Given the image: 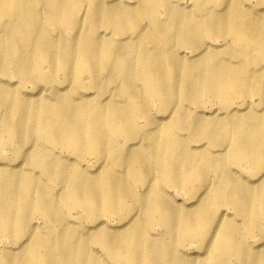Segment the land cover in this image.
Here are the masks:
<instances>
[{
    "label": "bare ground",
    "instance_id": "1",
    "mask_svg": "<svg viewBox=\"0 0 264 264\" xmlns=\"http://www.w3.org/2000/svg\"><path fill=\"white\" fill-rule=\"evenodd\" d=\"M248 2L0 0V264H264Z\"/></svg>",
    "mask_w": 264,
    "mask_h": 264
},
{
    "label": "rangeland",
    "instance_id": "2",
    "mask_svg": "<svg viewBox=\"0 0 264 264\" xmlns=\"http://www.w3.org/2000/svg\"><path fill=\"white\" fill-rule=\"evenodd\" d=\"M256 2H258V0H250V2H248V4H250L249 5V7H252V5H255V3ZM185 3H186V1H185ZM257 7H263V6H257ZM190 55V52L189 51H187L186 52V56H189ZM57 74H59L60 75V77H61V73L60 72H58ZM2 79H4V80H9V82H11V83H16L17 81H18V79L17 78H7V77H5V76H2L1 77ZM85 79H86V77H85ZM60 80H62V78H60ZM16 85V84H15ZM32 90V84H30V83H26L25 85H24V91H26V92H29V91H31ZM149 99H155L156 100V98H149ZM154 101V100H153ZM152 101V102H153ZM237 101H239V100H237ZM257 101H258V98L257 97H255V96H252V97H250L249 98V102L250 103H252V105H256V103H257ZM239 104V102H236V105H238ZM156 106H157V103H152L151 104V109L153 110V111H155L156 110ZM161 113V114H160ZM157 114L159 115V116H161V115H167V112H157ZM140 122L142 123L143 122V120L141 119L140 120ZM0 154H1V157H0V163H12V164H15V163H18L19 161H21V167L22 168H24V169H26L27 168V163L26 162H24L23 160H21L22 158H18V157H16L13 153H12V145H8V146H5V147H2V149L0 150ZM62 154H64V155H66V153L65 152H62ZM88 159V163L89 164H92L93 163V161H94V158H92V157H89V158H87ZM53 187H55L56 189H58V186H54V185H52ZM168 193H169V195H170V197H172L173 198V201L175 200V201H177V202H180V201H182V200H184V198L183 197H181V195H179V194H177L176 192H175V190H171V189H169L168 190ZM183 193V192H182ZM231 215V214H230ZM73 218V217H72ZM74 220H75V218H73ZM112 220L113 221H110L111 223H113V224H116L117 223V218L115 217V216H112ZM116 225H118V224H116ZM162 230V227L161 226H159V225H157V224H155V225H153L152 226V228H151V233L152 234H159V232ZM3 241H4V239H2ZM6 243L8 244L9 242L8 241H6ZM250 243L251 244H253V245H255V244H257L258 243V236L257 237H253V240L252 241H250ZM196 250L194 249V247L193 246H191L190 248H184L183 249V252H185V253H187V254H192V253H194Z\"/></svg>",
    "mask_w": 264,
    "mask_h": 264
}]
</instances>
